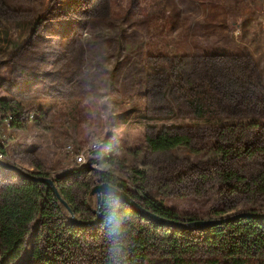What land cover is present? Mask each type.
Returning <instances> with one entry per match:
<instances>
[{
  "label": "rangeland",
  "instance_id": "1",
  "mask_svg": "<svg viewBox=\"0 0 264 264\" xmlns=\"http://www.w3.org/2000/svg\"><path fill=\"white\" fill-rule=\"evenodd\" d=\"M237 63L254 76L232 99L222 85ZM203 80L223 98L224 112L227 101L235 104L236 121L264 122V0H0V99L21 106L15 127L0 118V151L30 173L57 180L83 166L79 181L91 190L100 173L111 172L130 192L191 218L245 210L186 193L185 164L211 154V132L186 99ZM198 93L208 95L203 87ZM170 124L191 138L192 152L180 149L181 160L147 147L150 127ZM74 191L78 207L95 218V196L81 185ZM32 243L29 234L12 264L30 260ZM158 261L169 264H148Z\"/></svg>",
  "mask_w": 264,
  "mask_h": 264
},
{
  "label": "trees",
  "instance_id": "2",
  "mask_svg": "<svg viewBox=\"0 0 264 264\" xmlns=\"http://www.w3.org/2000/svg\"><path fill=\"white\" fill-rule=\"evenodd\" d=\"M236 66L238 71L230 68L222 85L232 99L246 87L245 79L254 76L249 65ZM114 69L110 71L109 86ZM255 76L257 80L260 74ZM203 83L192 87L197 92L186 99L192 113L199 116L196 120L211 132V154L197 164H185L189 177L186 193L213 196L222 202L224 210L242 206L245 210L264 211V122L236 121L235 104L227 101L228 111L224 112L225 107L220 104L223 98H219L209 82ZM201 87L207 96L198 93ZM260 99L264 103V91ZM19 108L20 103L0 99V118L12 115L11 125L15 127ZM261 118L264 120V115ZM155 129L156 126L150 127L146 134L147 147L152 152L170 160L183 158L180 149L192 152L191 138L181 127L170 124ZM86 172L83 166L75 167L53 180L57 195L47 183L0 166V264H12L21 255L29 234L33 241L30 260L20 264H148L149 259H162L169 264H190L197 259L208 264L220 260L245 264L248 258L264 257V218L241 217L190 230L150 220L106 190L100 192V220L94 225L73 224L68 219V208L80 221L93 219L78 207L74 191L81 185L89 195L90 184L79 181ZM31 173L49 177L41 171ZM98 177L102 183L126 191L144 208L160 216L174 219L194 216L177 213L152 195L130 192L125 182L111 172H102Z\"/></svg>",
  "mask_w": 264,
  "mask_h": 264
},
{
  "label": "water",
  "instance_id": "3",
  "mask_svg": "<svg viewBox=\"0 0 264 264\" xmlns=\"http://www.w3.org/2000/svg\"><path fill=\"white\" fill-rule=\"evenodd\" d=\"M0 166L5 167L6 169L10 171H15L17 173H20L24 176L30 177L32 179L39 180L41 182L47 183L50 185V187L53 189V191L58 195L57 187L55 185V182L52 178L46 177V176H37L33 173H30L18 165H15L13 163L4 161L0 159ZM102 190L109 191L113 193L115 196H117L121 201L128 203V205L137 213L140 215L150 219L155 220L161 224L168 225V226H175V227H182L185 229L190 230H197V229H204L206 227H210L212 225H218L222 224L224 222H229L232 220H236L241 217H255V218H264V211H258V210H241L234 213H230L224 216L215 217V218H190V219H174V218H166L163 216H160L146 208H144L142 205L138 203L134 198H132L126 191L121 190L109 183H99L97 185H94L91 190L90 194L94 195L96 197V207H95V218L89 220V221H80L74 216V213L71 211L70 208H68L69 211V217L68 219L73 224H82V225H94L96 224L101 217V210H100V192ZM66 205V204H65Z\"/></svg>",
  "mask_w": 264,
  "mask_h": 264
},
{
  "label": "built area",
  "instance_id": "4",
  "mask_svg": "<svg viewBox=\"0 0 264 264\" xmlns=\"http://www.w3.org/2000/svg\"><path fill=\"white\" fill-rule=\"evenodd\" d=\"M31 116H33V115H31ZM3 120L7 126H10L11 121H12V115L8 114ZM68 148H69V146H68ZM4 156L5 155L0 151V159H4ZM83 161H84V157H83L82 153H78L77 155H74V163L81 165Z\"/></svg>",
  "mask_w": 264,
  "mask_h": 264
}]
</instances>
